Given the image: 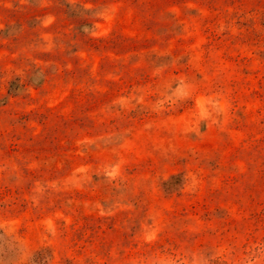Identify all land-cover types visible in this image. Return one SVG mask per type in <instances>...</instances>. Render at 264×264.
I'll list each match as a JSON object with an SVG mask.
<instances>
[{
  "label": "rangeland",
  "instance_id": "rangeland-1",
  "mask_svg": "<svg viewBox=\"0 0 264 264\" xmlns=\"http://www.w3.org/2000/svg\"><path fill=\"white\" fill-rule=\"evenodd\" d=\"M0 264H264V0H0Z\"/></svg>",
  "mask_w": 264,
  "mask_h": 264
}]
</instances>
